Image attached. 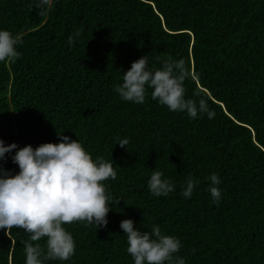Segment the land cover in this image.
I'll return each instance as SVG.
<instances>
[{
	"label": "trees",
	"instance_id": "trees-1",
	"mask_svg": "<svg viewBox=\"0 0 264 264\" xmlns=\"http://www.w3.org/2000/svg\"><path fill=\"white\" fill-rule=\"evenodd\" d=\"M30 4L0 0V28L21 39L20 58L0 62V138L19 148L59 143L57 133L79 140L112 161L117 178L105 184L120 200L106 227L65 224L75 253L48 264H134L120 227L129 218L179 238L186 264H264V0H55L43 15ZM145 55L152 69L184 59L187 97L204 95L215 118L169 111L150 88L143 104L123 101L114 87ZM14 153L0 160L13 175ZM155 169L174 184L166 197L148 189ZM189 176L198 184L186 199ZM28 239L0 230V264H25Z\"/></svg>",
	"mask_w": 264,
	"mask_h": 264
},
{
	"label": "clouds",
	"instance_id": "clouds-1",
	"mask_svg": "<svg viewBox=\"0 0 264 264\" xmlns=\"http://www.w3.org/2000/svg\"><path fill=\"white\" fill-rule=\"evenodd\" d=\"M54 4L55 0H31L30 7L43 15ZM81 35L80 30H75L67 43L73 45L74 39ZM20 43L19 36L0 28V62L19 59ZM189 79L191 72L184 59L169 56L161 61L159 68L152 69L145 55L132 63L114 91L123 101L143 104L150 88L151 99L169 111L184 113L190 119L205 114L209 120L214 119L216 112L204 95L195 92L193 95L198 99L187 97L185 81ZM57 135L59 143H43L35 148L32 145L19 148L16 143L6 145L0 138V160L6 161V154L15 150L11 159L19 167V172L13 175L11 170L0 166V230L9 235L13 228H23L29 234V239L22 241L25 264L69 260L76 244L64 225L79 221L97 229L106 227L108 213L120 201H113L105 184L117 178L112 161L100 156L93 159L79 140ZM117 144L128 146L129 140L120 138ZM207 179L212 203L218 205L222 199L221 177L212 173ZM197 184V180L187 177L181 195L191 198ZM147 186L155 197H166L174 191L173 182L157 169L152 171ZM134 223L131 218L120 223L134 264H186L178 255L182 247L179 238L163 234L158 225H153L150 231H141ZM42 239L43 246L38 243Z\"/></svg>",
	"mask_w": 264,
	"mask_h": 264
}]
</instances>
